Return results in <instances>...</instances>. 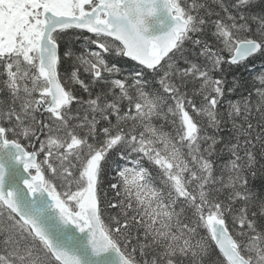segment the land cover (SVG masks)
<instances>
[{
    "label": "snow or ice",
    "instance_id": "1",
    "mask_svg": "<svg viewBox=\"0 0 264 264\" xmlns=\"http://www.w3.org/2000/svg\"><path fill=\"white\" fill-rule=\"evenodd\" d=\"M0 264H264V0H0Z\"/></svg>",
    "mask_w": 264,
    "mask_h": 264
},
{
    "label": "trees",
    "instance_id": "2",
    "mask_svg": "<svg viewBox=\"0 0 264 264\" xmlns=\"http://www.w3.org/2000/svg\"><path fill=\"white\" fill-rule=\"evenodd\" d=\"M80 44L77 42V50H79ZM118 65L123 67L125 70H130L134 63L131 61H128L126 59H123L121 61H117ZM262 67L261 61H256L254 66H249L248 69H245L243 67L236 69L233 68L232 71L228 72L225 78L231 83L233 79L242 80V81H250L251 76L249 75V72H254L260 70Z\"/></svg>",
    "mask_w": 264,
    "mask_h": 264
},
{
    "label": "water",
    "instance_id": "3",
    "mask_svg": "<svg viewBox=\"0 0 264 264\" xmlns=\"http://www.w3.org/2000/svg\"><path fill=\"white\" fill-rule=\"evenodd\" d=\"M153 34H159V33H153Z\"/></svg>",
    "mask_w": 264,
    "mask_h": 264
}]
</instances>
